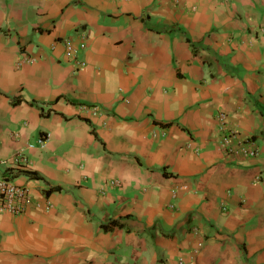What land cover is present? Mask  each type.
<instances>
[{
    "label": "crops",
    "instance_id": "1",
    "mask_svg": "<svg viewBox=\"0 0 264 264\" xmlns=\"http://www.w3.org/2000/svg\"><path fill=\"white\" fill-rule=\"evenodd\" d=\"M262 26L264 0H0V179L31 197L0 264H264Z\"/></svg>",
    "mask_w": 264,
    "mask_h": 264
},
{
    "label": "built area",
    "instance_id": "2",
    "mask_svg": "<svg viewBox=\"0 0 264 264\" xmlns=\"http://www.w3.org/2000/svg\"><path fill=\"white\" fill-rule=\"evenodd\" d=\"M259 32L264 35V26L259 29ZM86 47L85 42L80 43L79 45H74L71 41L66 43V56L74 57L81 50ZM24 63H33L34 58L26 56L23 59ZM81 66L85 65V62H80ZM91 111L92 116L98 115V109L96 107L86 108ZM218 119L220 121V128L224 132L221 140L220 147L223 151L227 152V154H232L235 152L234 147L232 146V139L236 136V131L232 129L226 128V119L227 115L223 112L218 114ZM227 129V130H226ZM247 153L249 155H255L256 151L253 149H247ZM30 195L27 187L25 185L17 184L7 178L0 179V211L9 212L14 215H19L25 212L26 206L30 202ZM52 205L49 204V208ZM195 232H198V229H195ZM202 244H199L197 247L200 249ZM179 264H184V262L180 261Z\"/></svg>",
    "mask_w": 264,
    "mask_h": 264
},
{
    "label": "trees",
    "instance_id": "3",
    "mask_svg": "<svg viewBox=\"0 0 264 264\" xmlns=\"http://www.w3.org/2000/svg\"><path fill=\"white\" fill-rule=\"evenodd\" d=\"M118 224V222L116 220H113L111 222H109V224L105 225L106 229H111L114 226H116Z\"/></svg>",
    "mask_w": 264,
    "mask_h": 264
}]
</instances>
